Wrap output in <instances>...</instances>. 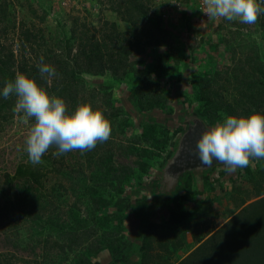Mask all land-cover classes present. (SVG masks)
I'll return each mask as SVG.
<instances>
[{
  "label": "rangeland",
  "instance_id": "1",
  "mask_svg": "<svg viewBox=\"0 0 264 264\" xmlns=\"http://www.w3.org/2000/svg\"><path fill=\"white\" fill-rule=\"evenodd\" d=\"M8 1L9 25L34 20L43 29V39L33 45L35 52L29 45L23 50L18 33L10 27L7 29L2 39L7 46L3 53L13 49L12 70L17 71L16 67L23 62L38 65L41 57L45 64L52 65L49 56H44L53 55L47 53V49L60 53L67 40L76 54L74 28L79 41L93 35L100 38L109 33L111 23H115L117 33L125 35L117 46L125 47L126 41H132L135 52L130 61L135 68L151 72L159 84L156 91L165 101L152 109L141 108L135 96L138 79L131 72L122 78H115L109 72L102 75L78 73L75 85L81 92L77 100L107 113L110 139L92 151L77 150L59 157L53 155L57 151L53 146L42 158L43 163L33 165L24 151L32 121L24 124L22 114L13 112L16 97L10 95L14 102L12 106L8 104L10 117L0 121V264H85V258L91 264L138 263L144 253L142 246L148 224L157 232L151 237L150 253L162 254V259L174 264L193 250L198 238H204L232 216L241 201L252 199L259 189L256 183L264 186V160H253L249 167L238 168L231 174L225 171L223 164L204 172L194 171L186 175L176 189L165 190L162 172L175 146L167 145L159 150L140 141L146 124H155L159 129L166 127L170 136L179 126L186 128L187 117H199L209 125V120L203 116L205 105L199 99L196 83L234 65H244V59L252 53L248 52L252 50L251 44L257 47L258 57L264 63V28L259 25L264 14L256 24L246 25L225 19L209 20L202 11V0H139L145 4L146 14L136 26L140 33L138 45L131 34L134 27L112 9L110 0ZM83 23L87 28L81 30ZM156 23L169 30L166 46L149 44L150 25ZM2 27L0 24V30ZM45 80L52 91L57 85L53 84L54 78L51 82ZM49 90L50 95L59 93V90L52 93ZM215 90L224 103L231 104L235 99L236 91L229 89L224 81L216 84ZM2 97L0 95V99ZM242 105L239 113L248 110L247 104ZM6 110V106L1 107L0 120ZM263 110L264 106H259L258 111ZM221 113L225 114L218 112L217 121L222 122ZM248 115L251 112L245 116ZM180 135L181 132L172 141L175 143ZM128 145H133L132 154L120 155L122 147ZM97 148L106 151L111 158L106 161L108 165L100 162L104 156ZM141 149H146L143 157L137 155ZM148 153L153 156L148 157ZM134 161L146 163L147 172L132 167L133 171L121 182L114 179L115 175L122 177L117 173L120 165H132ZM107 166L111 167L109 171ZM37 179L40 185L34 183ZM56 182L62 184V189H57ZM99 198L105 203L99 205L96 202ZM28 201L34 204L35 213L43 217L40 227L35 226L39 223H30L31 215L26 214L30 210ZM172 212L177 217L185 212L190 214L186 215V223L169 225ZM51 223L63 225L66 230L77 226L79 233L88 229L87 234L92 236L81 247L63 253L57 246V249L50 247L54 242L62 243V239L52 236ZM225 229L220 238L226 244L223 256L237 249L242 239L252 240L254 229L264 233V200L240 214ZM107 239L116 240L120 247L98 248ZM159 242L165 244L167 251H160ZM252 252H258V248H253ZM154 260L158 258L155 256ZM259 261L264 264V253Z\"/></svg>",
  "mask_w": 264,
  "mask_h": 264
},
{
  "label": "trees",
  "instance_id": "2",
  "mask_svg": "<svg viewBox=\"0 0 264 264\" xmlns=\"http://www.w3.org/2000/svg\"><path fill=\"white\" fill-rule=\"evenodd\" d=\"M6 2L9 1L0 0V24H3L2 30H0V91H2L7 81L14 80L17 71L26 74L30 78H34L37 83L46 90L51 89V87L46 85L47 81L45 80V77H41L37 65H27L26 62H23V64L16 67L17 71L12 70L11 67L14 65L13 49L10 48L8 51L3 53V50H5L7 46L3 43L2 39H4V36L7 35V29L9 27L17 32L18 36H20L19 45L22 46L23 50L26 49V45H29L31 47V51L33 52V45L35 44V41L43 39V36H41L43 29L37 25L34 20H23L19 22L18 26H16L15 23L14 25H9L8 23H10V19L7 18V12L9 11L7 8L9 5H7ZM110 2L113 4L111 6L112 9L116 11L117 14L121 15L125 22L131 24L132 27H134L132 32L134 29L135 32H131L133 39L136 41L139 40L140 33L138 30H136V26H138L140 21L145 17V4L140 3L139 0H110ZM73 20L75 21L76 18ZM259 25L264 28V15H262ZM80 27L81 30L87 28L85 23L81 24ZM109 29L110 32L102 34L100 38L93 35L87 39L82 38L78 41V37L75 36L76 29L74 28L72 30V34L75 38L74 45H76L78 50L76 54H73L74 46L71 44L70 40L65 41L63 51H60V53H57L55 49H47V53H52L53 55L45 54L44 56H49V60H51V62L54 64L51 66H53L58 73V75L54 77L53 80V84L57 83V85L53 87L52 91L49 90L50 93H52L54 90H59V93H56L55 96L58 95V97H61L65 100L68 106V111L71 113L75 110L77 105L81 104L77 100L81 90L78 88L77 84L75 85V77L78 73L84 72L102 75L106 72H109L115 78H122L131 72L138 79V84L135 89V96L137 97L140 107L148 110L156 106L163 105L165 99L156 91L159 87L157 79L153 77L150 71H142L135 68L133 66V62L130 61L135 52L133 51L134 45L131 43L132 41L129 40V42L131 41L130 43L126 41L125 47L117 46L119 41L125 38V35L117 33L115 23H111ZM150 31L151 32L148 37L150 45L166 46L168 44L167 41L169 40L168 38L170 37V33L167 28L161 27L158 23H156L155 25H150ZM83 34L84 33H82V35ZM137 44L139 45L138 41ZM250 47L252 50L248 52L252 53L247 55V58L244 59V65H234L233 67L227 68L226 71L216 72L212 77H206L203 80L197 81L196 85L199 87L200 91L199 99L203 101L205 105L203 116L209 120V125L210 123L214 124L220 117L218 112L223 111L226 115L241 117L247 115L250 112L252 114L253 110L259 112V106H264V63H262L258 57L257 47L253 44H251ZM220 81L228 83L229 89L233 88L236 91V94L233 96L235 99L231 100L233 101L231 104L224 103V100H222L223 97L221 95L218 96V91L215 90V85L220 83ZM9 103L11 106L14 103L12 100H10V97L8 99H4L3 97L0 99V109L1 107L5 106L7 109L0 121L7 120L8 117H10L11 113L9 114L8 111L10 110V107L8 106ZM244 103L248 105V110L244 109L243 112L239 113L238 108L241 106V104H243L242 107H244ZM102 112L105 116L107 115L105 111ZM260 113H264V110ZM202 121L206 123L205 120L202 119ZM157 127L158 126L155 124L143 125L142 137L140 141L145 145L153 146L156 149L159 148V150L164 149V147L167 145H174L176 147L177 141L174 143V141H172L173 137H175L180 132L182 133L183 127L179 126V128L174 131L171 136L166 127L160 129ZM132 146L133 145L122 147L120 155L127 156L132 154ZM97 152L101 156H104L100 162H103L104 165H108L106 161L107 159L111 158L105 154L106 151L101 148H97ZM172 152L168 155L169 157L172 155ZM145 154L146 149H141L137 153V155L141 157H143ZM149 154L150 153L147 155L148 157L153 156L152 154ZM104 158L106 159L104 160ZM132 167H139V169L145 173L147 172L148 165L140 161H134L132 165H120L121 170H118L117 173L120 172V174H122L120 176L122 177L115 175L114 179L121 182L127 174L133 171V169L131 170ZM107 169V171H109L111 167L107 166ZM123 171L124 173H122ZM263 172L264 170H262V174ZM57 179L60 181V178ZM58 182H56L57 189H62V187H60L62 184ZM34 183H37V185L41 184L40 180L38 179L34 181ZM257 186H259V189L257 188L256 195L252 199L241 201L237 206L238 211L235 214H233L217 230H211V232H209V234L211 233L210 236H208L206 239H204L205 237L198 238L196 241L198 246L187 256H185V258L179 262H175L174 264H185L189 261H192V264H263L259 261V258L261 259V256L264 253V233L260 234L254 229V232L251 233L254 235L252 240L242 239V241H239L240 245L237 247V249L230 250L226 256H223V250L226 244L220 240V238H223L222 233L226 230L225 228L229 224H232V222L238 218L240 214L246 212L253 205L261 204V202L264 200V186L262 184L256 183L255 187ZM186 198L189 199L188 196ZM96 202L100 205L102 202L105 203V200H103V198H99ZM28 203H30L28 206L30 207V210L29 212H26V214L28 213L29 216L31 215L30 223H39L43 217L41 218L35 213L36 210L33 206V203L29 201ZM95 208L97 209L98 207ZM188 214H190V212H185L180 217H177L178 215L172 212L169 225L180 222L186 223V215ZM49 220L53 221V219ZM42 224L43 223H39L35 226L40 227ZM50 225L51 230H53L51 231L52 236L58 238L59 240L62 239L61 245L54 242L50 247L57 249V246L58 250L63 253L72 251L74 247H81L82 244L88 242L92 236V234H87L88 229L79 233L77 231V226L74 225H72V227H68L67 230L63 225L54 223H51ZM153 230L154 226L148 224L145 231L144 244L142 246L144 247V253L141 254V260L134 264H171L167 261L168 259H164V257L162 259V254L155 255L150 253V250L153 248V240H151V237L156 236L157 234V232ZM49 237H51V234ZM47 239L48 237L46 240ZM114 245H116L115 248L117 246L120 247V245L116 244V240L107 239L98 248L112 249ZM256 247L258 248V252H252L253 248ZM159 249L161 252L167 251L165 244L162 242H159ZM243 254H245V256H243ZM155 256L158 258L157 261L154 260ZM84 263L91 264L88 258H85Z\"/></svg>",
  "mask_w": 264,
  "mask_h": 264
},
{
  "label": "clouds",
  "instance_id": "3",
  "mask_svg": "<svg viewBox=\"0 0 264 264\" xmlns=\"http://www.w3.org/2000/svg\"><path fill=\"white\" fill-rule=\"evenodd\" d=\"M202 11L209 20L239 21L254 25L264 14V0H202ZM41 77L49 82L58 73L43 57L37 65ZM0 95L8 99L15 95L13 112L22 114L21 120L29 124L24 151L33 165L43 163L46 152L56 147L53 155L59 157L72 151H92L110 139L111 125L104 113L89 103L79 104L71 113L65 100L50 95L34 78L19 71L14 80L7 81ZM217 121L206 129L196 143L202 165L213 161L224 165L225 171L234 173L238 168L249 167L253 160H264V113L248 116H231L221 113Z\"/></svg>",
  "mask_w": 264,
  "mask_h": 264
},
{
  "label": "water",
  "instance_id": "4",
  "mask_svg": "<svg viewBox=\"0 0 264 264\" xmlns=\"http://www.w3.org/2000/svg\"><path fill=\"white\" fill-rule=\"evenodd\" d=\"M186 128L177 140L176 147L174 148L172 155L167 160L162 176L163 185L170 186L176 189L181 185L186 175L197 172H204L212 169L215 165L222 164L218 161H213L211 166L202 165L196 149V143L201 137L202 133L209 127L199 117H187L185 120ZM189 137V143L185 145Z\"/></svg>",
  "mask_w": 264,
  "mask_h": 264
},
{
  "label": "crops",
  "instance_id": "5",
  "mask_svg": "<svg viewBox=\"0 0 264 264\" xmlns=\"http://www.w3.org/2000/svg\"><path fill=\"white\" fill-rule=\"evenodd\" d=\"M186 177H187V176H186ZM189 177L191 178V175H189ZM237 211H238V210H237ZM237 211H236V212H237ZM236 212H234V214H235ZM230 217H231V216H230ZM230 217H229V218H230ZM229 218H227L224 222H226ZM224 222H223V223H224ZM223 223H222V224H223ZM218 228H219V227H217L215 230H217ZM210 234H211V233H210ZM210 234H207V236H205L204 239H206L208 236H210ZM197 246H198V244H195V246H194L192 249L194 250ZM193 250H192V251H193ZM192 251H189V252L186 253L184 256H182V257L180 258V260H182L183 258H185V256H187V255H188L190 252H192ZM180 260H179V261H180Z\"/></svg>",
  "mask_w": 264,
  "mask_h": 264
},
{
  "label": "flooded vegetation",
  "instance_id": "6",
  "mask_svg": "<svg viewBox=\"0 0 264 264\" xmlns=\"http://www.w3.org/2000/svg\"><path fill=\"white\" fill-rule=\"evenodd\" d=\"M179 138H180V137H179ZM188 141H189V137H188V140L186 141L185 145L189 143ZM215 166H219V164H218V165H215ZM159 187H160V186H159ZM169 187H170V186H168V187L164 186L163 189L168 190ZM172 189H173V187H172Z\"/></svg>",
  "mask_w": 264,
  "mask_h": 264
},
{
  "label": "built area",
  "instance_id": "7",
  "mask_svg": "<svg viewBox=\"0 0 264 264\" xmlns=\"http://www.w3.org/2000/svg\"><path fill=\"white\" fill-rule=\"evenodd\" d=\"M202 8H203V3H202ZM205 14V13H204ZM205 16H207L206 14H205Z\"/></svg>",
  "mask_w": 264,
  "mask_h": 264
}]
</instances>
